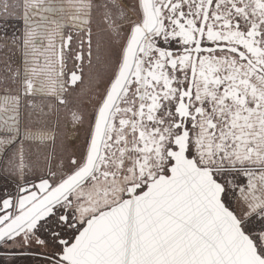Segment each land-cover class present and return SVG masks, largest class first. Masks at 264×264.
<instances>
[{"label":"snow or ice","instance_id":"snow-or-ice-1","mask_svg":"<svg viewBox=\"0 0 264 264\" xmlns=\"http://www.w3.org/2000/svg\"><path fill=\"white\" fill-rule=\"evenodd\" d=\"M0 264H264V0H0Z\"/></svg>","mask_w":264,"mask_h":264}]
</instances>
